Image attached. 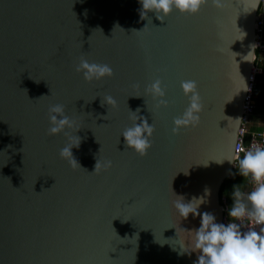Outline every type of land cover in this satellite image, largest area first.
Instances as JSON below:
<instances>
[{"label": "water", "instance_id": "95a60500", "mask_svg": "<svg viewBox=\"0 0 264 264\" xmlns=\"http://www.w3.org/2000/svg\"><path fill=\"white\" fill-rule=\"evenodd\" d=\"M253 2L209 0L161 21L142 19L139 0H0V264H194L201 219L181 218L172 202L203 198L198 211L222 222L219 191L234 164L214 160L231 155L242 116ZM81 56L114 75L85 81ZM157 78L166 107L145 92ZM184 80L197 82L204 110L199 126L174 135ZM108 95L116 108L102 104ZM52 104L80 127L66 131L81 138V168L59 155L65 135L47 134ZM137 108L155 125L143 157L121 135ZM97 160L112 167L92 173Z\"/></svg>", "mask_w": 264, "mask_h": 264}, {"label": "clouds", "instance_id": "9594fccd", "mask_svg": "<svg viewBox=\"0 0 264 264\" xmlns=\"http://www.w3.org/2000/svg\"><path fill=\"white\" fill-rule=\"evenodd\" d=\"M139 2L142 4L140 11L142 19L147 17L148 12H155L157 19L163 21L173 10H177L181 14L195 15L203 6L208 4L209 0H139ZM212 4L218 8L224 7L221 0H212ZM251 7L252 10L259 8V0H254ZM257 47L258 45H251V51L244 56V59L255 62ZM75 71L82 73L84 80L89 83L114 75L110 65L90 63L83 56L80 57ZM135 87H139V85H135ZM181 88L184 95L188 97L189 103L180 116L173 118L172 132L174 135H178L181 129L199 126L200 114L204 110L196 81H181ZM145 92L157 101V107L168 105V101L164 98L166 88L162 87V81L159 78L149 84L145 88ZM104 102L112 108L117 107V101L111 95L103 97L102 104ZM139 112V108L135 112L131 111L130 118L133 124L125 128L121 135L126 147L133 149L139 156L143 157L152 147L155 125L149 124L147 118L139 116ZM48 119L50 126L47 129V134L51 136L63 133L68 140V143L59 152L60 157L66 160L72 168L75 169L77 166L81 168L72 152L73 147H79L81 138L66 131V129L74 130V132L79 130L80 127L76 121L65 114L63 104L50 105ZM138 120L140 123H137ZM233 120L237 121V124L232 128L235 144L234 148L231 149V155L226 159L214 161L219 164L225 160L233 163L238 167V174L248 179L253 187L250 191L245 192L241 190L239 185H233L231 193L233 203L228 209L230 222L227 224L218 223L212 213H200L198 208L204 202L203 198H193L191 202L185 203L183 202L184 198L178 196L172 202L181 218L187 219L189 214H192L201 219L200 227L192 232L193 237L188 245V251L200 253L194 264H264V146L253 142L246 149L242 146V139L238 145V137H243L246 134V129L241 126L245 121L242 118ZM239 153H243L242 158L238 155ZM234 161H238V165ZM111 167V160H105L103 163L97 160L92 173L99 174L101 170L107 171ZM229 174L236 175L231 171ZM181 246V254L187 252L185 246Z\"/></svg>", "mask_w": 264, "mask_h": 264}, {"label": "built area", "instance_id": "2783aa9c", "mask_svg": "<svg viewBox=\"0 0 264 264\" xmlns=\"http://www.w3.org/2000/svg\"><path fill=\"white\" fill-rule=\"evenodd\" d=\"M256 38L255 45H258L256 50L259 53L264 52V0H260L259 10L256 18V26H255ZM260 60L255 51V62L251 68V74L249 77V86L248 90L245 94L243 101V111L241 118L245 121L241 126L246 129V134L243 137H238L237 144L239 145V141L242 139V146L246 149L250 147L251 143L255 142L264 146V122L259 121L255 122L253 119V115L255 113L256 108V98L260 91V86L264 84V79H259V75H263V69L258 65L257 61ZM241 158L243 153L238 154ZM238 165V161H234ZM237 167L234 165V168ZM253 185L250 183L249 190L252 189ZM230 217L228 216V209L226 205H223V217L222 222L227 224L230 222Z\"/></svg>", "mask_w": 264, "mask_h": 264}, {"label": "trees", "instance_id": "16d2710c", "mask_svg": "<svg viewBox=\"0 0 264 264\" xmlns=\"http://www.w3.org/2000/svg\"><path fill=\"white\" fill-rule=\"evenodd\" d=\"M257 58L258 56L260 57V60L257 61L258 65L263 69L264 71V52L259 53L256 50ZM259 79H264V74L258 76ZM253 119L255 122H258V120H262L264 122V84L260 86V91L257 95L256 98V108H255V113L253 115ZM232 173H236L235 176H232L230 178H226L220 188L219 191V197H220V202L223 205L227 206V209L230 208V206L233 203V198H232V191H233V185H239L241 187L242 191L248 192L250 182L248 179H245L241 175L238 174V167H235L232 171Z\"/></svg>", "mask_w": 264, "mask_h": 264}, {"label": "rangeland", "instance_id": "374dc122", "mask_svg": "<svg viewBox=\"0 0 264 264\" xmlns=\"http://www.w3.org/2000/svg\"><path fill=\"white\" fill-rule=\"evenodd\" d=\"M260 120H258V122H259ZM262 121V120H261ZM263 122V121H262ZM260 123V122H259Z\"/></svg>", "mask_w": 264, "mask_h": 264}]
</instances>
